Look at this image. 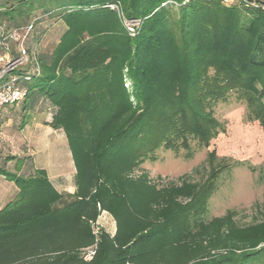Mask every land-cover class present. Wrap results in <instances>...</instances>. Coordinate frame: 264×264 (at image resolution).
Listing matches in <instances>:
<instances>
[{"label":"trees","instance_id":"obj_1","mask_svg":"<svg viewBox=\"0 0 264 264\" xmlns=\"http://www.w3.org/2000/svg\"><path fill=\"white\" fill-rule=\"evenodd\" d=\"M8 3L2 4L3 13L12 20L42 10L50 26L57 21L65 25L62 34L50 32L48 38H58L50 54L42 48L48 35L39 26L44 18L36 16L26 25L11 28L32 25L25 47L37 65L28 63L14 70L15 87L26 95L6 107L38 94L54 105L51 125L56 129L58 122L67 119L63 96L74 86L53 71L62 67L74 77H86L108 71L116 62L106 45L72 35L75 27L109 23L114 16L111 5L117 3H123L127 17L141 19L143 24L135 37H128V53L117 61L126 63L134 91L126 93L122 105L117 97L103 109H88L90 99L80 101L82 111L98 115L100 129L82 144L68 134L76 168L74 195L65 202L60 199L64 203L57 206L58 201L46 200L49 193H58L45 171L27 177L9 171L5 162L14 158L8 157V147L0 145V175L20 190L0 210V264H264V246L260 247L264 228L257 232L225 229L206 218L220 175L233 165H215L216 156L211 154V170L203 184L183 176L179 183L158 186L141 170L145 160L161 148L184 149L191 157L193 141L208 147L224 131L213 107L226 102L232 92L241 95L260 87L264 95V2ZM8 44L9 59L16 60L20 47L12 41ZM0 54L6 55L1 44ZM100 78L106 79L101 88L109 90L108 76ZM76 81L81 92L89 91L86 80ZM99 82L91 86L98 87ZM105 116L109 121L102 123ZM103 212L115 221L114 235L95 228ZM90 252H94L92 259L86 260Z\"/></svg>","mask_w":264,"mask_h":264},{"label":"rangeland","instance_id":"obj_2","mask_svg":"<svg viewBox=\"0 0 264 264\" xmlns=\"http://www.w3.org/2000/svg\"><path fill=\"white\" fill-rule=\"evenodd\" d=\"M258 1L264 2V0ZM6 2H10L6 4L10 6L16 4L17 0H0V25L4 30L26 25L36 16L44 18L43 11L36 10L30 15H18L12 20L3 13L4 7L2 6L4 5L2 4ZM118 6H120L119 9H113L114 16L111 17L109 23L101 26L81 23L72 32V35L79 36V39H87L109 47L113 51L116 61L110 69H107L108 71L105 69L101 74L93 73L86 77H74L62 67L53 71L54 74L67 78L68 82L74 86L63 96L62 106L64 105L67 119L62 123L58 122L59 129L65 133L66 138L63 139L64 142L56 140V134L51 129L42 138H39L34 132L31 142L33 147L30 152L31 154L37 153L39 165H42V162L49 164L51 176L58 174L71 176L74 171L75 163L68 134L73 137L76 143L82 144L93 132L100 129L98 127L100 124L99 119H97L98 115L93 117L82 111L84 107L81 102L85 103L90 99L87 102L88 109L91 107L103 109L105 106L111 105L112 100L117 97L119 105H122V101L126 100V93L134 91V82L128 75L130 73L126 69V63H117L128 53L125 43L131 36L123 23L124 18H129L124 11V5L121 3ZM47 18L45 17L44 22L39 26L43 30H47V39L43 41L42 48H45L50 54L58 40V38H48L50 32L56 30L62 34L65 25L61 21H57L50 26ZM0 56L2 55L0 54ZM48 57L50 56L48 55ZM1 66L0 63V68ZM100 75L108 76L110 84L108 83L107 86L110 87L109 90L104 91L101 88L103 83H106V79H101ZM81 78L89 83L88 92H84L87 91L84 90L87 85L82 87L83 92L78 89L79 87H75L78 82L76 80ZM97 81H100V86L92 87L91 83ZM121 82H123L122 85ZM257 88L254 91H249L252 93L241 95L239 92H232L226 102H219L213 107L215 117L224 131L213 139L208 147H200L193 141L191 143L192 149H190L192 150L191 157L187 156L188 152L184 149L177 151L161 148L148 157L144 165L141 166V170L147 172L155 184L166 186L171 182L179 183V178L183 176H189V180L194 183L203 184L211 170L208 161L211 154L216 156L215 165H233L230 171L220 175L217 189L208 200L206 218L225 229L243 232H257L264 228V95L261 88ZM75 94L77 99L72 98ZM132 101L135 106L137 101L133 98ZM32 119V115H30V120L32 121ZM102 121V123L109 121L108 116H105ZM4 142L6 143V141ZM4 142L0 139V145H3ZM63 147L65 152H63ZM41 171H45L47 181L57 192L45 169H39L36 173ZM47 196L48 198L44 199L50 202L58 201L55 203L56 206L60 205L63 202L61 200L67 197V195L60 193H49ZM95 228L96 230L107 229L112 232L115 228V222L111 217L104 216Z\"/></svg>","mask_w":264,"mask_h":264},{"label":"crops","instance_id":"obj_3","mask_svg":"<svg viewBox=\"0 0 264 264\" xmlns=\"http://www.w3.org/2000/svg\"><path fill=\"white\" fill-rule=\"evenodd\" d=\"M54 113V105L47 101L44 97H40L38 94H33L23 104L6 107L2 110L0 121V139H2L3 142L6 141V143L4 142L1 146L4 148L8 147V157L12 156L14 158L6 161L5 167L9 171L26 177L34 175L39 169H45L48 172L50 181L57 192L67 196H72L76 191L74 183L76 168L74 167V171L71 173V176H67L66 174L51 176L49 172V164H43L42 162V165H39L37 153H30L33 147L31 142L33 140L32 138L34 132L37 136H39V138H42L45 134H48L51 129L53 133L56 134V140L64 142L63 139L66 138L65 133L61 129H56L51 125ZM30 115H32V121L30 120ZM33 151L35 150L33 149ZM63 152H65L64 147ZM19 191V188L14 182L9 181L3 175H0V210L13 201L19 194ZM66 200L67 197L63 201L65 202ZM104 216L111 217L107 212H103L99 217L97 224ZM104 230L114 235L116 232V224L112 232L107 229Z\"/></svg>","mask_w":264,"mask_h":264},{"label":"built area","instance_id":"obj_4","mask_svg":"<svg viewBox=\"0 0 264 264\" xmlns=\"http://www.w3.org/2000/svg\"><path fill=\"white\" fill-rule=\"evenodd\" d=\"M224 3H231V2H248L249 0H222ZM120 3L111 5V9L114 8L119 9L120 6H118ZM123 23L126 25L129 34L131 36H135L139 28L142 26L143 22L141 19L137 18H124ZM0 44L3 45V47L6 50V55L0 57V63L2 64L0 68V113L1 110L9 105L16 104L20 102L23 98H25V91L23 89H18L15 87V84L17 82V78L14 75V70L22 65L32 63L36 64V57H31L29 52L27 51L25 47V41L28 37V34L32 30V25L29 27L19 29H6L4 30L3 27L0 25ZM12 41L19 45L20 47V55L16 60H10L9 59V44L8 42ZM37 72H40L37 70ZM94 252H90L85 256L86 260H91L92 255Z\"/></svg>","mask_w":264,"mask_h":264}]
</instances>
